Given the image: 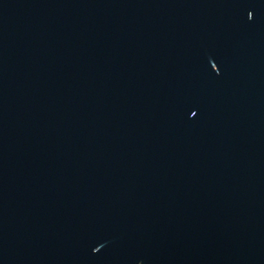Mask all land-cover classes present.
<instances>
[{"label": "water", "instance_id": "1", "mask_svg": "<svg viewBox=\"0 0 264 264\" xmlns=\"http://www.w3.org/2000/svg\"><path fill=\"white\" fill-rule=\"evenodd\" d=\"M0 264H264V0H0Z\"/></svg>", "mask_w": 264, "mask_h": 264}]
</instances>
